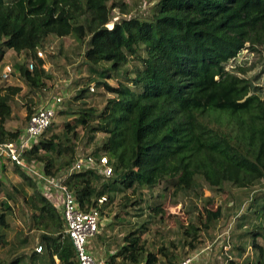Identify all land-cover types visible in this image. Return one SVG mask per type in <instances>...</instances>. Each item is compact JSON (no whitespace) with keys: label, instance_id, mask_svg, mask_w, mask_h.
Wrapping results in <instances>:
<instances>
[{"label":"trees","instance_id":"16d2710c","mask_svg":"<svg viewBox=\"0 0 264 264\" xmlns=\"http://www.w3.org/2000/svg\"><path fill=\"white\" fill-rule=\"evenodd\" d=\"M113 8L128 14L123 0H0V64L9 51L24 56L13 72L24 87L0 82V142L17 140L32 107L52 89L45 61L55 48L45 60L37 50L53 46L50 38L72 37L81 52L80 77L22 157L44 176L66 174L79 211L96 209L106 197L100 222H110L99 223L91 239L97 259L179 264L194 257L196 264L212 246L214 264H264V99L246 70H227L245 49L264 46V0H158L148 16L112 23ZM18 96L25 122L9 129ZM81 155L107 157L112 174L68 175ZM0 164L22 179L12 187L0 180V244L8 245L0 264H78L61 212L39 181L6 158ZM228 185L239 190L241 204L227 250L215 245L225 206L213 207ZM167 198L187 222L159 232ZM17 203L26 233L8 241ZM246 223L254 228L244 230ZM248 247L253 256L242 258Z\"/></svg>","mask_w":264,"mask_h":264},{"label":"rangeland","instance_id":"374dc122","mask_svg":"<svg viewBox=\"0 0 264 264\" xmlns=\"http://www.w3.org/2000/svg\"><path fill=\"white\" fill-rule=\"evenodd\" d=\"M158 0H123L124 4L127 6L128 14H123L119 8H113L111 13V22H116L121 18H130L133 16H148L153 6L157 3ZM49 45H53L55 48V55L50 56L45 61V69L49 76H51L52 80L50 81L49 85H52V89L50 91L51 97L52 96H62L64 100L68 99L73 92L72 85L74 82L78 80L80 77V72L78 70L77 72V66L80 63L81 56L79 55L81 52L78 49L77 42L72 38H64V39H56V38H50L48 41ZM248 46L251 45V42L247 43ZM78 49V50H77ZM24 60V56L17 55L13 53L12 51H9L7 55L5 56L3 62L0 64V73L3 66L7 63H10L14 66L15 61L22 62ZM237 67L242 68L245 71L244 77L248 78L253 86L256 88L257 94L264 99V46L258 47L257 50H251V49H245L235 61H231L229 65L227 66V70H236V73H240L237 70ZM85 73V72H83ZM88 74L85 73L83 76H87ZM0 82L4 83L6 85L11 86H19L24 87L23 83L17 78L16 75H12L11 78L8 81H4L1 78L0 74ZM93 85V84H91ZM94 86V85H93ZM102 91V90H100ZM96 98V105L99 104V96L96 95V91L93 92ZM24 104V101H22L19 96L14 99V105H13V119L6 122V127L9 129H14L16 127H21V123L25 122L26 118V111L25 108L22 106ZM39 104V103H38ZM38 104L32 107L33 112L37 108ZM56 121V120H55ZM83 155V154H82ZM81 155L80 158H83ZM35 177L34 175H32ZM0 180L7 184L9 187H12L13 185H17L22 181V179L17 175L14 174L11 171H2L1 164H0ZM205 196H209L210 192L208 190H205L204 192ZM240 192L239 190L234 186H226L225 194L217 195V201L214 205L213 209L216 208L219 204H224V217L221 220L219 227H218V235L215 241V245H217L220 248L221 246L225 245V248L227 250L231 245V242L229 241V235H230V225L235 226V224L238 222V219H235L236 215L239 214L238 210V204H241L240 201ZM233 204V206H232ZM259 204H257L258 207ZM163 219L162 222L159 224V232H165L166 228L171 227L173 228L176 226V223L178 221L182 223L187 222V215L183 212L181 206L179 204L172 203L169 198H167L163 202ZM129 210V209H127ZM108 211V210H106ZM261 213L263 210H261ZM260 211L258 209H255V213L259 216ZM24 213L23 207L20 205V203H17V206L14 205L13 207V214L9 218L10 223V230L8 229V241H11L12 238L15 237L16 234H18L20 231H23L26 233V229L23 225L22 221V214ZM248 214V211H241V217L242 215ZM263 215V214H262ZM104 218V217H103ZM235 219V221H234ZM133 222H137V218L132 219ZM234 221V222H233ZM254 221V219H253ZM110 222V218H104L100 222V224L104 227V225L108 224ZM252 222V221H251ZM246 227L244 230H252L254 227L250 225V223L245 224ZM117 228H121V226H117ZM118 229L114 231V234H117ZM230 231V232H229ZM229 232V234L227 233ZM106 235H111L110 233H107ZM92 239V238H91ZM89 239L87 243V248H89L90 243L92 240ZM260 240V239H259ZM261 241V240H260ZM229 245V246H228ZM209 247V246H208ZM38 248V246H37ZM35 248L36 250H38ZM90 251L92 250V243L90 245ZM212 246L208 248L205 253H203L202 256L209 258V262L212 260V264L215 263L214 260V254L215 250H212ZM8 250V245H4V243L0 244V258H3L6 256ZM218 249H216L217 251ZM207 253H210V256L206 255ZM226 253V252H225ZM248 256L252 255V250L248 247V252L242 253V258H245L246 255ZM225 255V254H223ZM93 258L96 260L97 256L92 254ZM202 256H198V260L195 258L196 264H207L206 260L202 258ZM223 256H220V259H217L218 261L223 260ZM197 260V261H196ZM201 262V263H200ZM225 263V262H224Z\"/></svg>","mask_w":264,"mask_h":264},{"label":"built area","instance_id":"2783aa9c","mask_svg":"<svg viewBox=\"0 0 264 264\" xmlns=\"http://www.w3.org/2000/svg\"><path fill=\"white\" fill-rule=\"evenodd\" d=\"M54 47L48 46L46 49L37 50V57L45 60L48 54H53ZM29 70H33L34 63L29 62ZM14 72L12 64H5L2 68L1 78L8 81ZM90 92H94V86H89ZM62 96H52L51 93L39 102L37 108L30 116L25 130L19 135L16 141L1 143L0 158H6L21 168L35 176L39 181L42 194L52 204L59 209L65 222V234L70 238L74 247L75 256L78 264H104L100 259H94L88 251L87 243L99 232L100 208L105 202L106 197L97 200V208L89 212L79 211L75 204L73 194L63 183L66 174L54 178L44 176L32 165L25 162L22 155L36 143L38 137L48 128L55 117L58 107L62 104ZM81 170H95L106 177L112 174L108 159L105 156L99 159L93 156H86L77 159L67 171L68 175ZM179 264H194V257H188Z\"/></svg>","mask_w":264,"mask_h":264},{"label":"crops","instance_id":"0c3cea01","mask_svg":"<svg viewBox=\"0 0 264 264\" xmlns=\"http://www.w3.org/2000/svg\"><path fill=\"white\" fill-rule=\"evenodd\" d=\"M100 260L104 261L102 258H100Z\"/></svg>","mask_w":264,"mask_h":264}]
</instances>
